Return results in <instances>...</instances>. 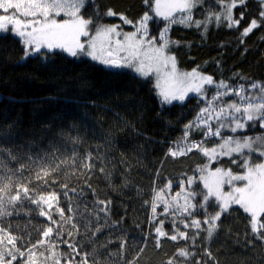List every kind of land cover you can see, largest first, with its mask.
Masks as SVG:
<instances>
[{"label": "trees", "instance_id": "16d2710c", "mask_svg": "<svg viewBox=\"0 0 264 264\" xmlns=\"http://www.w3.org/2000/svg\"><path fill=\"white\" fill-rule=\"evenodd\" d=\"M79 16L143 32L223 87L164 104L151 75L0 33V264H264V187L223 210L190 183L264 165V0L168 17L154 0H85ZM234 136L245 145L210 158Z\"/></svg>", "mask_w": 264, "mask_h": 264}, {"label": "rangeland", "instance_id": "374dc122", "mask_svg": "<svg viewBox=\"0 0 264 264\" xmlns=\"http://www.w3.org/2000/svg\"><path fill=\"white\" fill-rule=\"evenodd\" d=\"M195 2L196 0H154V9L159 16L168 17L190 10ZM84 3L85 0H0V33H12L34 51H82L86 58L98 60L107 67L128 68L138 75H151L157 94L164 104L182 102L190 95L205 97L206 88L223 87V84L215 83L198 69L180 70L174 56L166 53L163 46H158L143 32H123L116 26L91 31L90 22L79 16ZM218 95L220 93L216 92L212 100L218 99ZM240 98L243 100V97ZM258 99V94L248 92L245 115L255 116L248 108L257 105ZM242 106L231 102L225 108L240 111ZM239 126L234 121L226 129L235 132ZM234 137H225L217 147L207 149V154L213 159L217 154L233 152L239 145H245L244 142L239 143V136ZM196 179L206 189L207 195L219 202L223 210L231 205H255L253 191L264 187V165L248 168L244 174L208 171L191 179L190 183Z\"/></svg>", "mask_w": 264, "mask_h": 264}]
</instances>
